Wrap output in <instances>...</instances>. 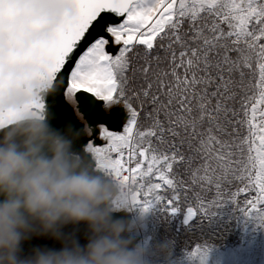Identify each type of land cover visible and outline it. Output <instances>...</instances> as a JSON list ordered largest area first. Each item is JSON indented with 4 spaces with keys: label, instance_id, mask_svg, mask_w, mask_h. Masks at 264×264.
<instances>
[{
    "label": "snow or ice",
    "instance_id": "1",
    "mask_svg": "<svg viewBox=\"0 0 264 264\" xmlns=\"http://www.w3.org/2000/svg\"><path fill=\"white\" fill-rule=\"evenodd\" d=\"M33 3L0 0V36L22 46L38 27ZM71 3L51 39L12 58L32 66L29 106L78 127L66 103L75 101L95 166L142 211L184 210L185 224L203 228L231 204L264 227V0ZM105 13L123 20L100 34ZM9 86L0 79V91ZM101 103L124 105L122 132L97 119ZM209 250L196 244L188 258L205 264Z\"/></svg>",
    "mask_w": 264,
    "mask_h": 264
},
{
    "label": "clouds",
    "instance_id": "2",
    "mask_svg": "<svg viewBox=\"0 0 264 264\" xmlns=\"http://www.w3.org/2000/svg\"><path fill=\"white\" fill-rule=\"evenodd\" d=\"M38 27L22 46L0 36V79L11 86L0 91V264H151L167 253L168 245L153 249L135 244L133 235L143 226V214L132 215V194L99 170L92 153L75 145L91 134V127H56L52 117L29 105L23 84L32 66L13 61L29 47L52 38L60 24L74 14L71 0H34ZM115 104H105L110 111ZM87 225L86 246L80 247L69 225ZM33 237L63 244L60 251L34 250L22 258V245Z\"/></svg>",
    "mask_w": 264,
    "mask_h": 264
},
{
    "label": "trees",
    "instance_id": "3",
    "mask_svg": "<svg viewBox=\"0 0 264 264\" xmlns=\"http://www.w3.org/2000/svg\"><path fill=\"white\" fill-rule=\"evenodd\" d=\"M158 209L157 214H153L148 221L153 231L147 233V244L144 242L142 246L153 249L157 245L167 244L168 250L164 255L153 256L151 264H185L187 254L192 252L196 244L209 246V253L241 245L246 240L244 228L253 227L254 222L253 219L246 220L231 204L217 209L210 221L204 220L203 228L199 226V219L185 224L184 210L170 216ZM137 239L141 242L142 234Z\"/></svg>",
    "mask_w": 264,
    "mask_h": 264
},
{
    "label": "water",
    "instance_id": "4",
    "mask_svg": "<svg viewBox=\"0 0 264 264\" xmlns=\"http://www.w3.org/2000/svg\"><path fill=\"white\" fill-rule=\"evenodd\" d=\"M123 18L120 17H115L114 14L111 13H105L102 14V18L99 21L98 25L96 26V30L100 32V34H103L102 32V27L104 23L107 22H122ZM118 46L115 45H111L109 47V51L111 53H114L116 48ZM67 103V107L72 111L73 116L77 122V125L79 128V126H83L84 127V123H82L80 121V119L78 118V116L76 115L75 112V108L68 102ZM103 104H100V107H98V115H97V119L104 123L105 126L109 127V130L112 131H121L123 128V125L126 123L127 119L125 118V112L123 108H113L111 109L109 114H106V112L103 111L102 108ZM77 109V106H76ZM80 113V112H79ZM81 114V113H80ZM83 119L85 121V118L83 116ZM96 121L93 120L92 123H95ZM61 123L62 122H57V124H54L56 127H61ZM87 125H89L87 123ZM95 127H98V125H95ZM92 136H84L80 139V141L75 145V149L77 151H79L81 149L82 146H86L87 142L89 141V139H91ZM94 143H96V145H101V142L99 140H95ZM113 219H132V216L130 215H125L124 213H119V214H115ZM63 232L65 235H71L74 233V238L76 240V242L78 243V245L80 247H84L86 246L88 239H87V225L85 224H79L76 226H72L69 225L66 228L63 229ZM134 243L138 244V240L134 239ZM63 247V244L60 241L48 238V237H33L31 240L25 242L22 245V252H21V257L22 258H27L30 257L34 250H51V251H60Z\"/></svg>",
    "mask_w": 264,
    "mask_h": 264
},
{
    "label": "rangeland",
    "instance_id": "5",
    "mask_svg": "<svg viewBox=\"0 0 264 264\" xmlns=\"http://www.w3.org/2000/svg\"><path fill=\"white\" fill-rule=\"evenodd\" d=\"M68 102L73 107L76 104L75 101L72 100H68ZM78 114H79L78 118L81 121L85 122L83 116L79 113V111ZM125 118L128 119V115H126V113H125ZM100 142L101 145H97V146H104V144L106 143L103 141ZM158 208L160 207L155 206L151 210L144 212L142 211V206H133L132 215H131L132 219L140 217L141 213L144 212L143 226L142 228H140L139 231H137L133 235V238L137 239L138 236L140 237L142 234L141 242L140 239H137L138 244L143 245L144 242L147 244V240H148L147 233H149V231L152 230L148 221L149 219H151V216L153 214H157L159 210ZM245 219L248 220L250 218H245ZM253 221H254L253 227L244 228L246 240L243 244L234 247L229 246L223 250L211 251V253H208L205 264H264V227L259 226V224L255 220ZM183 222L185 223V213L183 215ZM189 254H187L186 256V263L184 262L185 264H200V261L198 259L189 260L188 258Z\"/></svg>",
    "mask_w": 264,
    "mask_h": 264
},
{
    "label": "flooded vegetation",
    "instance_id": "6",
    "mask_svg": "<svg viewBox=\"0 0 264 264\" xmlns=\"http://www.w3.org/2000/svg\"><path fill=\"white\" fill-rule=\"evenodd\" d=\"M74 108L76 109V104L74 105ZM102 108H103V111L106 112V114H109L110 111H111V110L110 111H105L104 106H102ZM113 108H124V105L122 103L115 104L111 109H113ZM124 110H125L126 115H128L127 110L125 108H124ZM76 114L79 115L78 111H76Z\"/></svg>",
    "mask_w": 264,
    "mask_h": 264
},
{
    "label": "bare ground",
    "instance_id": "7",
    "mask_svg": "<svg viewBox=\"0 0 264 264\" xmlns=\"http://www.w3.org/2000/svg\"><path fill=\"white\" fill-rule=\"evenodd\" d=\"M124 109V108H123ZM75 110V112H76V109H74ZM77 115V114H76ZM78 116V115H77ZM81 121V120H80ZM82 122V121H81ZM126 124V123H125ZM124 126V125H123ZM98 128V127H97ZM88 136H91V135H88Z\"/></svg>",
    "mask_w": 264,
    "mask_h": 264
}]
</instances>
